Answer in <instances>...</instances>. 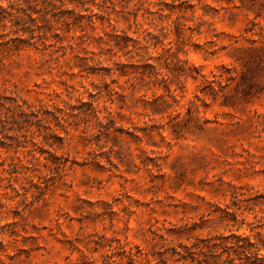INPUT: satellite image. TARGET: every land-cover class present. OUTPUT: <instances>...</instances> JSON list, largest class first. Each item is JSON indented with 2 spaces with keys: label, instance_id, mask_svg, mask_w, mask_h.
I'll list each match as a JSON object with an SVG mask.
<instances>
[{
  "label": "rangeland",
  "instance_id": "rangeland-1",
  "mask_svg": "<svg viewBox=\"0 0 264 264\" xmlns=\"http://www.w3.org/2000/svg\"><path fill=\"white\" fill-rule=\"evenodd\" d=\"M85 7L63 13L61 41L0 57V95L50 111L64 138L40 191L0 185L10 263L127 264L140 248V264H198L205 240L263 235L264 0Z\"/></svg>",
  "mask_w": 264,
  "mask_h": 264
},
{
  "label": "trees",
  "instance_id": "trees-1",
  "mask_svg": "<svg viewBox=\"0 0 264 264\" xmlns=\"http://www.w3.org/2000/svg\"><path fill=\"white\" fill-rule=\"evenodd\" d=\"M5 1L4 6L0 3V29L8 27L11 35L5 39L6 34L0 32V57L9 51L24 47L43 50L54 45L63 39L57 32L59 24L72 22L63 13L74 12L78 6L80 10H87L85 0ZM47 113L51 114L46 109L35 107L18 94L0 95V133L10 140L7 142L0 139V146L15 147V154L9 157L8 162L0 159V185L3 194L8 192V188L18 192L12 182H15L19 175H22L28 186L32 185L40 191L43 180L40 167H46L51 177L62 169L65 159L58 156L57 152L62 148L64 138L49 126ZM54 119H57L56 116ZM63 130L66 134L65 127ZM28 144L31 147H28ZM18 147L23 149L19 150ZM44 152H47L48 156L43 157L45 161L42 162L39 157ZM13 233L14 231H3L0 226V264H11V255L7 251V243L11 241L6 239L5 242V237ZM255 236L254 241L234 233L217 238L219 242L205 240L199 248L203 258L198 264H264V255L259 254L264 250V234L256 233ZM222 246L229 250L225 259H221L220 254H217V249ZM141 253L140 248L135 251L122 249V257L126 258L127 264H140L137 257ZM84 261L85 259L73 264H81Z\"/></svg>",
  "mask_w": 264,
  "mask_h": 264
}]
</instances>
